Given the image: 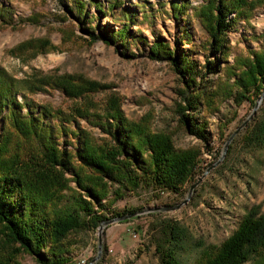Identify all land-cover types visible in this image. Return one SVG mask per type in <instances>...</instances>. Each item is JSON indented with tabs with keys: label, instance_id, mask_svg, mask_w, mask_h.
<instances>
[{
	"label": "rangeland",
	"instance_id": "1",
	"mask_svg": "<svg viewBox=\"0 0 264 264\" xmlns=\"http://www.w3.org/2000/svg\"><path fill=\"white\" fill-rule=\"evenodd\" d=\"M80 1L84 13L77 18L72 0H0L1 6L12 11L11 19L0 23V70L17 81L16 97L28 104L22 113L33 107L37 115L38 108L44 106L54 116L43 119L51 126L57 127L59 120H72L65 126L68 132L75 130V122L81 131L100 138V129L88 119L78 118L74 110L86 108L90 119L102 116L109 98L115 97L126 119L146 120L152 131L169 134L175 148L198 149L194 178L179 192L165 191L153 197L139 191L118 201L107 216L111 219L126 211L176 206L196 185L185 204L172 211L141 214L109 225L103 232L109 264H160L155 247L159 232L151 228L161 221L176 223L187 232L178 259L181 264H196L200 251L225 241L249 209L259 205L264 212V146L248 140L264 120V97L254 111L260 96L256 98L252 91L249 95L254 103H237L232 97L212 93L217 81L226 79L224 70L233 65L235 57L251 56L264 47V0H247L254 3L243 11L242 16L247 18L236 20L226 32L224 49L216 53H212L210 36L193 10L210 0ZM184 1L188 2L186 11L174 17L171 4L180 6ZM123 27L127 29L125 41L119 37L114 42L104 41L110 39L109 33L118 34ZM139 37L147 44L140 43ZM28 41H35L29 46L34 48L21 46ZM156 41L168 44L174 60L175 56H185L195 65L196 82L206 94L197 109L187 113L193 123H205L206 141L188 134L183 126L176 109L181 91L186 90V78L175 71L171 61L149 58L150 46ZM39 44L46 46L36 49ZM60 75L81 76L106 88L74 100L49 87L29 92L26 81ZM4 114H0V134L7 125ZM246 120L218 163L226 140ZM57 137L60 148L65 140L74 148L77 145L74 136ZM72 146L68 150L72 151ZM37 149V141L26 145V155ZM84 242L75 248L73 264H89L96 256L97 231L88 232ZM19 260L22 264H38L28 254Z\"/></svg>",
	"mask_w": 264,
	"mask_h": 264
},
{
	"label": "trees",
	"instance_id": "2",
	"mask_svg": "<svg viewBox=\"0 0 264 264\" xmlns=\"http://www.w3.org/2000/svg\"><path fill=\"white\" fill-rule=\"evenodd\" d=\"M72 4L73 13L79 18L84 4L80 0H72ZM187 5V1L180 6L171 4L173 16L183 14ZM252 5L247 0H210L193 9L210 36L212 53L224 49L226 32L236 20L247 18L242 16L243 11ZM11 17L10 8L0 5V23ZM126 30L123 27L118 34L111 32L110 39L104 41L114 42L116 37L125 41ZM261 37L264 39V34ZM137 39L147 44L144 38ZM34 42L21 46L28 48ZM45 46L39 44L35 48L42 50ZM149 58L171 61L175 71L186 78V90L181 91L176 112L188 134L206 141L205 123H193L187 113L195 111L206 94L196 82L195 65L185 56H175L174 60L168 44L162 41L151 44ZM224 73L226 79L217 81L212 93L232 97L237 103H254L250 92L258 98L264 91V47L251 56L235 57ZM16 83L0 70V114L5 112L2 117L7 120L0 134V264H22L19 257L23 254L31 255L38 264H73L75 248L85 244L88 232L97 231L102 221L110 219L107 212L118 201L139 191L153 197L165 191L179 192L193 180L200 151L175 148L169 134L152 131L146 120L126 119L117 98H109L104 114L91 119L86 108H75L78 118H86L100 129L102 137L95 138L81 131L75 122L76 131L68 132L65 126L72 120H59L57 127L46 124L43 119L54 116L44 106L38 108L37 115L33 107L22 113L28 104L18 101ZM26 83L31 93L49 87L72 100L106 88L74 75L36 78ZM59 134L74 136L76 147L65 140L60 148ZM248 140L264 146V120ZM35 141L40 149L27 156L25 146L34 145ZM69 145L72 151L68 150ZM125 213L129 211L116 217ZM151 229L159 232L155 241L159 263L181 264L178 254L187 241L186 230L169 221H161ZM250 261L264 264V212L259 205L244 214L235 231L219 246L203 248L196 264ZM106 262L103 247L98 264Z\"/></svg>",
	"mask_w": 264,
	"mask_h": 264
},
{
	"label": "water",
	"instance_id": "3",
	"mask_svg": "<svg viewBox=\"0 0 264 264\" xmlns=\"http://www.w3.org/2000/svg\"><path fill=\"white\" fill-rule=\"evenodd\" d=\"M263 97H264V92L258 98V100H257V102H256V104L254 106V111L258 107V104L262 100ZM250 118H251V116L248 118V120ZM248 120H246L239 128H237V130H235L229 136V138L226 140L225 145L223 147L222 155H221L220 159L218 160V163L223 159L224 155L226 154L228 146H229L230 142L232 141V139L234 138V136L240 131V129H242L246 125ZM195 186L196 185H193V186L190 187L186 200H184L182 203H180V204H178L176 206L144 209V210H140V211L125 213L123 215H120V216H117V217L102 221L100 223L98 229H97V252H96V256L89 262V264H93V263L99 261L101 256H102V254H103V232H104V229L107 226L115 224V223L128 221L130 219H133V218H135L137 216H140L141 214H144V213H147V212L172 211V210L178 209L181 205L185 204L190 199L191 194H192L193 189L195 188Z\"/></svg>",
	"mask_w": 264,
	"mask_h": 264
},
{
	"label": "crops",
	"instance_id": "4",
	"mask_svg": "<svg viewBox=\"0 0 264 264\" xmlns=\"http://www.w3.org/2000/svg\"><path fill=\"white\" fill-rule=\"evenodd\" d=\"M107 262H106V264H109V261L108 260H106Z\"/></svg>",
	"mask_w": 264,
	"mask_h": 264
}]
</instances>
